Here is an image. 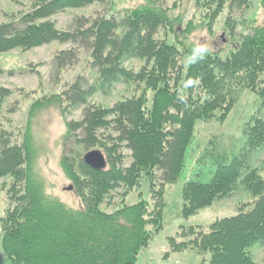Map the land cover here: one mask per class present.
<instances>
[{"label":"trees","instance_id":"16d2710c","mask_svg":"<svg viewBox=\"0 0 264 264\" xmlns=\"http://www.w3.org/2000/svg\"><path fill=\"white\" fill-rule=\"evenodd\" d=\"M105 2L33 0L29 12L0 24V53L29 51L53 42L72 44L87 53L88 72L79 74L63 92L36 100L30 110L59 105L63 113L83 107L81 120L65 123L60 158L61 170L80 201L78 208L47 196L32 178L29 125L20 142L0 130V179H12L9 206L0 215L4 256L9 264H136L139 251L161 229V185L179 179L196 122H223L238 93L247 89L258 104L241 126V148L235 152L232 144L224 146L216 138L209 142L210 150L206 148L195 163L210 158L214 171L206 183L185 181L181 215H196L238 191L246 199L234 216L213 221L206 231L188 227L179 234L181 242L168 238V244L171 253L195 251L201 264H258L252 250L264 247V178L253 164L264 147V22L235 23L228 16L224 33L232 37L230 49L223 57V51H212L190 65L186 61L193 45L180 38L183 32L189 33L194 24L211 35L226 8H248L250 0H194L195 20L186 22L182 32L177 26L183 24V17L156 0L126 9L120 18H76L70 30H59L49 20L59 12ZM261 6L264 12V0ZM77 53L76 49L60 51L53 58L57 73L75 65ZM130 60L142 62L138 71L125 66ZM189 78L201 82L185 88ZM118 83L138 95L112 107L88 101ZM9 94L0 88V110ZM181 96L187 106L178 99ZM101 131H109L105 142ZM122 148L130 151L128 166H123ZM92 150L104 155V169L94 170L83 162L84 154ZM143 182L156 200L152 213L141 193L136 203L124 202ZM117 189L123 191L119 206L105 212L101 205Z\"/></svg>","mask_w":264,"mask_h":264},{"label":"rangeland","instance_id":"374dc122","mask_svg":"<svg viewBox=\"0 0 264 264\" xmlns=\"http://www.w3.org/2000/svg\"><path fill=\"white\" fill-rule=\"evenodd\" d=\"M156 1L163 8H174L175 15L183 17V24L177 26L179 31L184 30L186 22L195 20L194 0ZM144 3L145 0H106L105 3H93L83 8L59 12L49 20L53 21L59 30H70L73 28L72 22L76 18L99 16L120 18L124 10ZM32 5L33 0H0V24L15 18L18 14L29 12ZM228 16L235 23L255 20L257 24H261L264 22L261 0H250L248 8L232 9L231 11L226 8L214 22V31L211 35L200 26L193 24L189 29L190 32L184 31L180 38L185 39L188 44L193 46L206 40L212 43L213 52L223 51L221 54L223 57L232 43L231 35L224 33V24ZM157 38H162V32L157 35ZM65 49H76L79 59L75 65L66 67L57 73L53 65V58ZM86 55V52L75 45L56 42L29 51L16 49L0 53V70L2 71L0 88L10 91V94L5 96L1 102L0 130L3 129L11 133L12 137L20 142L25 132V126L29 125L32 178L35 182L41 183L47 196L55 197L71 208H78L80 201L60 167L61 141L65 133V123L81 120L83 107L63 113L59 105L41 107L33 113L30 110L36 100L59 94L66 90L79 74L87 75L88 72L84 67ZM141 65L142 62L139 60H130L125 63V66L133 71H138ZM136 94L138 95V92H135L132 87L118 83L107 92L94 93L88 101L95 105L112 107L116 102ZM238 94L234 107L223 122L216 119L208 122H196L194 139L187 149L185 167L179 179L174 184L161 185L163 191L161 229L152 234L147 247L139 251L136 264H201V258L195 251L187 249L171 253L168 238H174L176 242H181L179 234L186 231L188 227H199L206 231L213 221L234 216L238 211L239 204L246 199L244 192L238 191L230 198H225L209 208L200 210L196 215L188 218H183L181 215V191L185 181L191 179L206 183L214 171L210 158L203 164L195 163L208 148L209 142L216 138L224 146L232 144L235 152L242 146L241 126L246 116L256 109L258 99L247 89ZM108 132H99L103 142H105L104 137ZM208 150L210 149L208 148ZM121 152L124 155L123 166H128L131 161L130 151L122 148ZM253 166L264 178V147L255 157ZM11 182L12 179L8 177L0 179V215L9 206L8 189ZM69 187L71 189L66 190ZM122 192L121 189L111 192L101 208L108 213L114 211L123 198ZM139 193H141V199L148 203V213H152L156 200L148 193L146 182H143L138 190H133L124 198L125 204L136 203L139 200ZM147 228L151 229V226ZM252 255L256 263L264 264V247L255 246ZM0 264H9L2 252L1 245Z\"/></svg>","mask_w":264,"mask_h":264},{"label":"clouds","instance_id":"9594fccd","mask_svg":"<svg viewBox=\"0 0 264 264\" xmlns=\"http://www.w3.org/2000/svg\"><path fill=\"white\" fill-rule=\"evenodd\" d=\"M214 50L212 43H209L208 41L204 40L203 42H200L194 46H192L189 56L187 58L188 64H196L203 60L206 56H208L212 51ZM199 78H189L185 81L184 87L185 88H192L196 87L200 84ZM181 103H184L185 106H187L186 98L181 96L178 98Z\"/></svg>","mask_w":264,"mask_h":264},{"label":"water","instance_id":"95a60500","mask_svg":"<svg viewBox=\"0 0 264 264\" xmlns=\"http://www.w3.org/2000/svg\"><path fill=\"white\" fill-rule=\"evenodd\" d=\"M83 162L94 170H102L106 165L104 155L98 150H92L84 154ZM70 189L69 187L66 190Z\"/></svg>","mask_w":264,"mask_h":264}]
</instances>
